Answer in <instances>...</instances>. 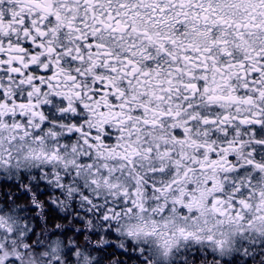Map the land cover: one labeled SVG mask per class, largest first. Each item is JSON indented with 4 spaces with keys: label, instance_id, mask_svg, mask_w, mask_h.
<instances>
[{
    "label": "snow or ice",
    "instance_id": "snow-or-ice-1",
    "mask_svg": "<svg viewBox=\"0 0 264 264\" xmlns=\"http://www.w3.org/2000/svg\"><path fill=\"white\" fill-rule=\"evenodd\" d=\"M0 264H264V0H0Z\"/></svg>",
    "mask_w": 264,
    "mask_h": 264
}]
</instances>
